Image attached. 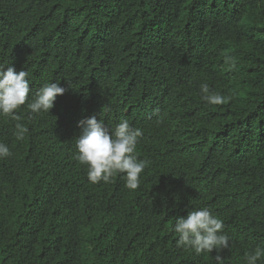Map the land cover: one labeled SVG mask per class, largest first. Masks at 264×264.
Instances as JSON below:
<instances>
[{
  "label": "trees",
  "instance_id": "trees-1",
  "mask_svg": "<svg viewBox=\"0 0 264 264\" xmlns=\"http://www.w3.org/2000/svg\"><path fill=\"white\" fill-rule=\"evenodd\" d=\"M0 64L27 71L30 99L65 89L49 113L0 117V264H246L264 248V0H0ZM202 83L230 99L209 105ZM93 115L143 132L137 189L88 180L75 145ZM203 207L230 237L219 253L177 247L176 219Z\"/></svg>",
  "mask_w": 264,
  "mask_h": 264
},
{
  "label": "clouds",
  "instance_id": "clouds-1",
  "mask_svg": "<svg viewBox=\"0 0 264 264\" xmlns=\"http://www.w3.org/2000/svg\"><path fill=\"white\" fill-rule=\"evenodd\" d=\"M227 62V61H226ZM0 64V117L19 121L21 117L17 110L27 107L31 113H49L54 107L58 95L65 89L57 82L45 83L30 99V81L27 71L16 72L12 65ZM202 99L209 105L224 104L230 97L216 92H210L209 85H200ZM82 131L76 138V159L87 166L88 180L92 184L109 183L117 174H124L126 187L135 190L139 187L140 175L148 166V161L140 159L137 154V144L143 132L130 126L127 119L119 122L115 129L109 132L105 122L97 120L96 116L87 117L78 122ZM28 128L21 124L15 125V138L23 141ZM7 144L0 142V159L11 156ZM174 232L178 235L177 247L192 250L195 254L211 253L214 249L229 248L230 237L224 231V221L215 215L208 207L194 209L187 218H177ZM264 255V248H257L253 253L246 254V264H257ZM216 264H223L219 254L215 256Z\"/></svg>",
  "mask_w": 264,
  "mask_h": 264
}]
</instances>
